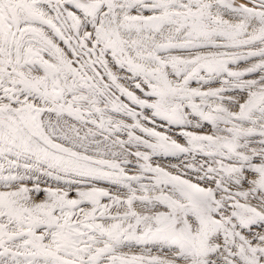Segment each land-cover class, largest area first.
<instances>
[{"label":"snow or ice","instance_id":"obj_1","mask_svg":"<svg viewBox=\"0 0 264 264\" xmlns=\"http://www.w3.org/2000/svg\"><path fill=\"white\" fill-rule=\"evenodd\" d=\"M0 264H264V0H0Z\"/></svg>","mask_w":264,"mask_h":264}]
</instances>
